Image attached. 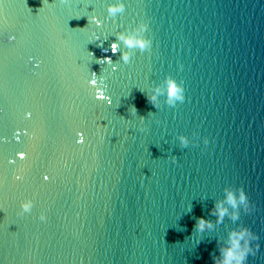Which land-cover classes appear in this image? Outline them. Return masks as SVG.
Returning <instances> with one entry per match:
<instances>
[{"label": "water", "instance_id": "obj_1", "mask_svg": "<svg viewBox=\"0 0 264 264\" xmlns=\"http://www.w3.org/2000/svg\"><path fill=\"white\" fill-rule=\"evenodd\" d=\"M44 3L0 0V264H214L231 228L264 264V0H126L115 21L102 0ZM141 20L149 51L96 62ZM169 74L186 99L157 109L147 89ZM225 186L250 214L197 237Z\"/></svg>", "mask_w": 264, "mask_h": 264}, {"label": "clouds", "instance_id": "obj_2", "mask_svg": "<svg viewBox=\"0 0 264 264\" xmlns=\"http://www.w3.org/2000/svg\"><path fill=\"white\" fill-rule=\"evenodd\" d=\"M102 2L106 5L107 17L105 20L110 17L115 21L118 14H123L125 12L126 0H102ZM45 3H47V0H45ZM88 19V24H93L97 28L102 27L105 22L95 15L90 18L88 17ZM148 31V24L141 20L135 24V26H129L122 31L115 32L113 35L116 39L111 43L110 50L113 55L119 53L117 61L113 62L111 56H104L96 60V62L110 66L113 72L119 69L121 62L123 64H130L137 50L143 53L152 48L153 40L151 36L146 35ZM107 39V36H105L103 40ZM97 40L101 41L102 46L103 40H101V35L93 33L90 42ZM121 45H123V47H121ZM108 50L109 49H104L105 52ZM89 55L94 58L93 53L89 52ZM91 77L89 84L95 89L96 99L107 100L110 104L111 99L105 93L107 78L103 75V70L100 76L92 72ZM141 91H144V89H141ZM146 96L148 101L157 109H160L162 103L174 108L178 103H183L186 99L183 83H178L170 74L166 75L159 83L150 85L147 89ZM161 97L164 98L163 101H161ZM130 111L135 116L137 111L135 106H133ZM151 114L153 113H149V115ZM140 119L141 121L144 120L143 117H140ZM177 139L182 148H187L194 142L193 139H190V137L185 134H179ZM195 142L197 143L198 141L196 140ZM203 143L208 145L209 139L205 137ZM21 158H23V154H21ZM173 161H175V159ZM20 178V176H17V179ZM34 203L32 198L21 200L18 214L24 215L25 213H30L34 207ZM188 210L191 211V206H189ZM242 214H250V207L243 187L225 186L222 198L216 199L214 206L210 209V215L216 218L215 221L206 219L205 217L197 218L194 232L196 236L199 237L200 234L212 231L217 225L222 224L225 217L236 222L241 218ZM38 218L40 221H45L47 215L44 211H41ZM257 246L258 242L250 238L245 232L237 228H231L228 230L226 237L219 238V254H213V262L214 264H252L260 254L259 251H257L255 255L253 254V248Z\"/></svg>", "mask_w": 264, "mask_h": 264}, {"label": "snow or ice", "instance_id": "obj_3", "mask_svg": "<svg viewBox=\"0 0 264 264\" xmlns=\"http://www.w3.org/2000/svg\"><path fill=\"white\" fill-rule=\"evenodd\" d=\"M81 135V138L79 139V143H83L84 141H83V138H82V133L80 134ZM47 177H45V179H46Z\"/></svg>", "mask_w": 264, "mask_h": 264}]
</instances>
